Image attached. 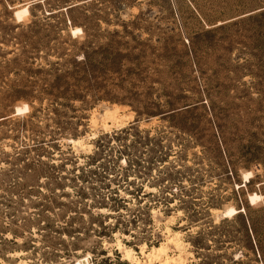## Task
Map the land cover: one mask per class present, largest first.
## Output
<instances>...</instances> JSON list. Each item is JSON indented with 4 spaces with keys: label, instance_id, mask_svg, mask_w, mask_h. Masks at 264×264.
<instances>
[{
    "label": "rangeland",
    "instance_id": "1",
    "mask_svg": "<svg viewBox=\"0 0 264 264\" xmlns=\"http://www.w3.org/2000/svg\"><path fill=\"white\" fill-rule=\"evenodd\" d=\"M166 229L264 264V0H0V264H142Z\"/></svg>",
    "mask_w": 264,
    "mask_h": 264
},
{
    "label": "bare ground",
    "instance_id": "2",
    "mask_svg": "<svg viewBox=\"0 0 264 264\" xmlns=\"http://www.w3.org/2000/svg\"><path fill=\"white\" fill-rule=\"evenodd\" d=\"M28 5L29 4H26V5L22 6L21 8L15 10L14 11V17L19 20V19L22 18V16L28 15V10H27ZM71 32L72 33H80V29L77 28V27L76 28H72L71 29ZM21 110H23V111L27 110V106L24 105L21 108H15V113H18ZM117 112L118 111H116V113ZM114 114H115V111L114 110H113V112L112 111L111 112L110 111L109 112L108 111H105L103 113V117L105 119L108 118L109 121H111L112 119H114ZM106 121H108V120L106 119ZM103 127L104 128L106 127L107 130L109 128V127L107 128L106 124ZM75 144L76 145H80V142L75 141ZM79 147H81V146H79ZM85 148H87V147L85 146ZM85 148L83 147V149H85ZM249 177H250V173L249 172L244 173L243 176H242V183L244 184ZM243 184H241L240 186H243ZM145 189H146V187H145ZM147 190L149 191L150 189H147ZM150 191H152V190H150ZM260 198L261 197L259 195H257V194H251V195H249V201L250 202L253 201L254 199L255 200L256 199L258 200ZM98 211H99V213H106V212H104L103 209H99ZM237 212H239V211L234 210L233 208H229V209H227L226 211H224L222 213V216L223 217L232 216L234 214H237ZM166 234H167V236L165 238V242L164 243L170 245L172 247V249H174V251H176L177 254L175 256H173V257H170L166 253L167 247L165 249V246H163V244L160 245V246H158V247H155L154 246L151 249H149L148 251H144L145 247L142 246L139 249V254L142 255L143 259H145V261L142 264H152L153 262H156L157 264H182L181 252H182V249H183V243L180 241V238H179L181 235L179 236L177 233H172L171 234L169 232V230H167V229H166ZM104 245L107 246V247H109V248H110V246H113V248H115L116 251H118L121 254V259L123 261H126V262H128L130 264H141L140 260L134 255V252L130 248L124 246L119 239L116 238L115 243L113 245L106 244V243ZM17 255H19V253L18 254L17 253H14L13 254V256H17ZM21 264H26V263L23 261V262H21ZM75 264H87V261L86 260H80V261L77 260L75 262Z\"/></svg>",
    "mask_w": 264,
    "mask_h": 264
},
{
    "label": "trees",
    "instance_id": "3",
    "mask_svg": "<svg viewBox=\"0 0 264 264\" xmlns=\"http://www.w3.org/2000/svg\"><path fill=\"white\" fill-rule=\"evenodd\" d=\"M246 15H249V14H246ZM226 21H227V22H225V21L221 22V23H220L221 25H219V26H222V25H224V26H228L230 22H233V21H228V20H226ZM241 212H243V211H241ZM238 213H240V212H237V214H238ZM244 221H245L246 225L249 226V221H248V219L244 217ZM249 232L252 233V231H251L250 229H249Z\"/></svg>",
    "mask_w": 264,
    "mask_h": 264
},
{
    "label": "water",
    "instance_id": "4",
    "mask_svg": "<svg viewBox=\"0 0 264 264\" xmlns=\"http://www.w3.org/2000/svg\"><path fill=\"white\" fill-rule=\"evenodd\" d=\"M239 212H241V211H239Z\"/></svg>",
    "mask_w": 264,
    "mask_h": 264
}]
</instances>
